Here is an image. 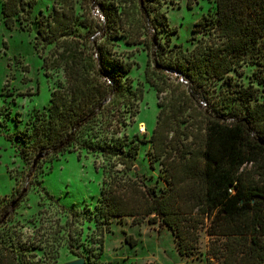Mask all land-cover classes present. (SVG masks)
<instances>
[{
  "label": "trees",
  "instance_id": "trees-1",
  "mask_svg": "<svg viewBox=\"0 0 264 264\" xmlns=\"http://www.w3.org/2000/svg\"><path fill=\"white\" fill-rule=\"evenodd\" d=\"M92 1L87 0V5ZM141 3L142 10L149 12L159 0ZM213 3L208 36L198 40L191 50L184 52L175 46L165 55L159 44L153 46L160 68L184 78L189 96L195 93L203 101L208 85L230 82L228 73L245 64L257 65L254 79L264 86V0ZM33 4L32 0H0L5 28L11 30L19 19L26 21ZM75 4L76 0H53L50 12L36 20L34 48L53 45L48 55L41 58L43 67L61 68L66 87L63 92L50 93L47 120L34 122L29 134L17 132L16 137L32 139V147L40 154H60L73 145L80 127L101 114L98 124H93L96 130L83 139L99 147L109 159L115 156L101 181L97 202L92 209L84 210L83 217L94 224L99 246L111 219L129 218L131 225L145 222L163 226L174 238L180 257L192 255L204 229L208 238L205 264H264V88L257 94L252 86L234 84L229 102L206 101L202 134L194 149H187L186 144L179 149L170 148L173 131L156 125L148 141L152 160L160 165L158 178L165 187L158 193L153 188L141 187L123 172L130 170V159L117 154L115 146L100 144L101 138L93 135L107 133V129L117 125L115 114L127 105L117 101L121 78L130 65L93 43L94 56L80 47L71 36L74 26L90 31L93 21L88 14L79 20L83 13H76ZM98 6L103 21L113 23L117 14L115 9L109 10L113 7L111 0H99ZM155 15L162 31L175 32V28L168 27L163 14ZM128 44L136 42L128 40ZM116 165L123 170H112ZM124 243L131 248L136 241L125 236ZM92 247L88 248L89 255ZM0 264L43 263L33 260L19 237H10L0 238Z\"/></svg>",
  "mask_w": 264,
  "mask_h": 264
},
{
  "label": "rangeland",
  "instance_id": "rangeland-1",
  "mask_svg": "<svg viewBox=\"0 0 264 264\" xmlns=\"http://www.w3.org/2000/svg\"><path fill=\"white\" fill-rule=\"evenodd\" d=\"M32 1L27 20L15 21L11 30L5 28L0 15V238L19 237L33 260L43 264H64L80 257L86 264H205L208 238L204 229L197 249L188 257L178 256L174 238L163 226L131 225L129 218L111 219L98 245L94 224L83 217L84 210L97 202L101 181L115 156L109 159L83 139L96 130L93 124H98L101 114L80 127L73 145L64 152H41L32 167L40 153L32 147V139L17 138L16 133L29 134L34 122L47 120L50 93L63 92L66 87L61 68L43 67L41 58L53 45L34 48L36 20L50 12L53 0ZM86 1L76 0L75 11L83 13L79 20L86 14L91 17V30L75 25L71 36L92 56L93 43L130 65L121 78L117 101L127 105L115 114L117 125L107 133L94 131L93 135L101 138L100 144L113 145L117 154L130 159L131 168L123 171L125 176L158 193L165 184L158 178L160 165L152 160L148 141L156 125L173 131L170 148L179 149L181 144L190 150L198 147L206 101L229 102L234 84L252 86L260 94L264 86L253 75L257 65L245 64L229 72L230 82L208 85L205 101L195 93L190 97L187 81L157 64L159 56L153 46L159 44L165 55L175 46L184 52L191 50L208 36L213 0H159L149 12L142 10V0H111L109 10L115 9L117 14L113 23L103 21L99 0L90 5ZM155 12L163 14L174 33L162 31ZM128 40L136 44L129 45ZM112 170L123 169L116 165ZM125 236L136 241L134 247L124 243Z\"/></svg>",
  "mask_w": 264,
  "mask_h": 264
},
{
  "label": "water",
  "instance_id": "water-1",
  "mask_svg": "<svg viewBox=\"0 0 264 264\" xmlns=\"http://www.w3.org/2000/svg\"><path fill=\"white\" fill-rule=\"evenodd\" d=\"M41 157V154H38L35 158V160L32 162V165L35 164V162ZM64 264H86L84 258L80 257L77 258L76 260L64 263Z\"/></svg>",
  "mask_w": 264,
  "mask_h": 264
}]
</instances>
